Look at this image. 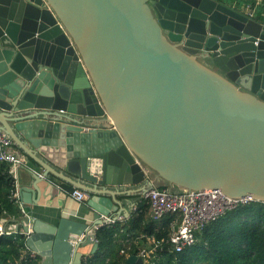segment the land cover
<instances>
[{"label": "water", "instance_id": "1", "mask_svg": "<svg viewBox=\"0 0 264 264\" xmlns=\"http://www.w3.org/2000/svg\"><path fill=\"white\" fill-rule=\"evenodd\" d=\"M0 110L33 148L61 149L75 180L264 203V23L216 0H0ZM98 198L93 225L115 210ZM53 218L25 245L82 264L95 229Z\"/></svg>", "mask_w": 264, "mask_h": 264}, {"label": "trees", "instance_id": "2", "mask_svg": "<svg viewBox=\"0 0 264 264\" xmlns=\"http://www.w3.org/2000/svg\"><path fill=\"white\" fill-rule=\"evenodd\" d=\"M216 1L242 12L241 7L249 5L252 19L264 23V0L259 5L255 0ZM60 187L72 189L63 184ZM158 187L168 186L160 184ZM14 192L15 183L8 173V165L0 163V220L20 218ZM149 212V202L144 198L124 222L98 227L95 232L97 249L85 257L82 264H127V256L149 247L147 237L168 240L175 216L166 215L153 221ZM195 239L180 252L164 242L155 249L149 264H264V203L250 201L228 210L196 232ZM23 250L21 235L0 236V264H36V258L22 255ZM121 250L124 254H120Z\"/></svg>", "mask_w": 264, "mask_h": 264}, {"label": "crops", "instance_id": "3", "mask_svg": "<svg viewBox=\"0 0 264 264\" xmlns=\"http://www.w3.org/2000/svg\"><path fill=\"white\" fill-rule=\"evenodd\" d=\"M256 2L259 5L262 0H256ZM244 8L245 7H241V10H244ZM0 113L7 114L1 110ZM62 115L69 117L65 114ZM17 119L18 118L7 119L3 121L0 124V129L11 140L12 149L26 159V164L20 165L17 169L15 184L18 195L20 187H23L32 190L33 194L31 195V198H36V200L31 204H24L20 200V196L18 200L23 203V206L28 212L31 221L30 223L38 220L44 224H51L56 221V219L53 218V215L56 214L57 216H63L65 218L84 222L90 228H94L95 225H93L94 221L91 209L87 206V202L91 198L98 201L99 196L111 199L115 209L111 217H122L123 221L117 222H124L129 218L132 211L135 210L137 204L145 198V193L152 187H158L151 186L145 190L126 194L115 193V190H126V192H128L136 188L144 189L146 182L138 185L128 184L124 186H112L98 185L87 181L75 180V177L71 173L67 172L64 167L66 160L63 152H61L62 150L50 147H41L40 149L33 148V146L29 144L27 140L15 129ZM104 120L106 119H95L94 121ZM31 173L36 174L40 179H37L36 181L33 180ZM147 175L149 177L148 179H152L154 177V175L149 171L147 172ZM43 176L46 177L45 179L47 182L41 181ZM97 178H99V176ZM62 184L85 192L87 194L86 201L79 203L70 198L63 188L60 187ZM33 189H36V191ZM19 217H21L20 213ZM4 221V226L7 230L14 232L20 231L19 226H21V218L17 219L15 217H5ZM21 228L24 229L23 227ZM23 251L26 253H32L27 246H24ZM79 251L84 256L82 257L83 260L85 257L92 254V245L88 244L81 246ZM34 255L36 258V264H41V259L37 257L35 253Z\"/></svg>", "mask_w": 264, "mask_h": 264}, {"label": "built area", "instance_id": "4", "mask_svg": "<svg viewBox=\"0 0 264 264\" xmlns=\"http://www.w3.org/2000/svg\"><path fill=\"white\" fill-rule=\"evenodd\" d=\"M241 13L252 19L253 11L249 5L245 6ZM0 163L8 165V173L14 180V183L17 178L18 167L26 164V159L12 149L11 140L2 131H0ZM89 169L93 176H100L99 169H94L92 165L89 166ZM16 189L15 184L13 198L16 200L21 215V226H19L20 231L14 232L7 230L4 226V219H1L0 236L19 234L25 241L29 236L30 230L28 229L27 231H24L21 227L25 228L30 226L31 221L23 203L18 201L19 195ZM64 191L70 198L79 203H83L87 199V194L79 189L72 188L71 190ZM144 197L149 202V213L153 221H159L166 215H174L175 219L171 223V234L168 240L156 241L152 237L146 238L150 247H142L139 249L138 254H136L142 258V264H149V259L153 256L152 254L155 249L164 242L169 243L176 252L182 251L184 248L195 242V233L202 230L209 222L216 220L225 212L238 205L253 201L249 197H230L220 189H202L185 193L168 192V188L160 189L159 187H152L145 193ZM102 220V223L94 226L95 230L102 225L115 224L117 221H123L122 217H105ZM80 238L82 237H79V239ZM24 246H26L25 243ZM120 254H124V251L121 250ZM22 255L29 258H35L33 252L26 253L23 251Z\"/></svg>", "mask_w": 264, "mask_h": 264}, {"label": "rangeland", "instance_id": "5", "mask_svg": "<svg viewBox=\"0 0 264 264\" xmlns=\"http://www.w3.org/2000/svg\"><path fill=\"white\" fill-rule=\"evenodd\" d=\"M168 186V185H167ZM168 188V187H167Z\"/></svg>", "mask_w": 264, "mask_h": 264}]
</instances>
